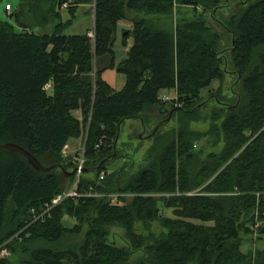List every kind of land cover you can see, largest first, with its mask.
<instances>
[{
  "label": "trees",
  "instance_id": "trees-1",
  "mask_svg": "<svg viewBox=\"0 0 264 264\" xmlns=\"http://www.w3.org/2000/svg\"><path fill=\"white\" fill-rule=\"evenodd\" d=\"M21 1L11 21L0 18V147L18 146L44 168L55 169L39 172L23 154L0 151V247L20 234L8 246L13 256H28L20 264H129L141 250L146 255L142 264H264V251L258 250L255 258L241 251L242 234L253 236L248 225L257 218L264 236V0H250L245 11L224 20L233 48L222 61L217 53L221 36L204 17L177 28L172 18L175 6L202 8L207 14L223 0ZM89 5L95 10L94 38L66 36L79 9ZM64 7L72 19L67 23ZM130 15L134 29L124 32L123 44L131 38L135 44L117 66L118 24ZM31 20L41 27L56 21L54 34L30 32ZM227 60L242 74L243 94L247 87L250 96H242L235 109L220 116L228 142L222 154L211 155L209 163L190 173L196 138L182 128L151 168L126 185L81 180L80 192L97 197L68 200L44 215L45 206L74 182L65 171H74L75 165L62 153L70 140L84 135L88 124L86 159L96 166L85 170L91 173L110 157L127 121H145L146 111L168 104L160 102L163 91L176 89L179 102L189 109L203 90L223 80ZM110 70L126 77L122 91L103 80ZM76 111L82 112V122L73 117ZM103 170L97 172L99 179ZM112 195L134 197L129 202ZM162 209L173 210L174 218L164 217ZM66 216L77 221L74 228L64 225ZM155 222L166 233L137 234V223L149 229ZM115 225L126 231L132 249L110 242L108 228ZM85 227L80 247L49 248L67 236L81 235ZM0 264L8 263L0 259Z\"/></svg>",
  "mask_w": 264,
  "mask_h": 264
},
{
  "label": "rangeland",
  "instance_id": "rangeland-1",
  "mask_svg": "<svg viewBox=\"0 0 264 264\" xmlns=\"http://www.w3.org/2000/svg\"><path fill=\"white\" fill-rule=\"evenodd\" d=\"M250 0H223L218 8L212 10L213 13L205 14L202 8L195 11L193 8L175 6L174 16L172 18L173 28L181 26L187 22H194L204 20L207 22L208 27L212 28L219 36H221L220 41L218 42L217 53L219 60H223L229 50L232 47V35L222 26L226 18L231 17L237 11L243 12L246 10L247 3L250 4ZM21 0H0V18L2 21L9 22L11 21L10 16L19 9ZM25 4L31 3L30 1L25 0ZM245 4V5H244ZM11 5L12 10L7 11L6 6ZM91 6V5H89ZM86 6L82 7L77 13V19L72 27L66 31V36H85L88 31L94 30V16L91 7ZM28 11V9H27ZM210 11V12H212ZM67 8L64 7L62 14L64 16V23L71 21V17L66 14ZM29 24L32 29L30 30L38 35H48L52 36L55 31V26L57 22L50 21L45 27L38 25L37 21H29ZM19 33L22 32L20 27H17ZM91 38H94V34H91ZM264 53V49L261 51ZM262 56V54H258ZM122 54H119L121 59ZM257 57V56H256ZM230 61L227 60L225 67V74L223 75V80L215 81L212 85L203 90L196 102L189 107L188 105L180 103L178 99V92L175 91V94L172 96V100L168 104L161 108L160 106H155L144 113L143 120H130L125 123L122 128L120 138L116 143L114 150L111 152L109 161L103 165V161L98 168H104L106 171V181L100 179L95 170L84 174L81 180H86L91 183H97L102 186H109L114 182H119L122 185H126L131 181L132 178L137 177L140 172L150 169L154 160L160 155L162 147L167 145L170 142L175 141L179 132L182 128L187 129L190 133L195 135L194 144V154L195 160L190 166V173L195 174L199 165L202 163H209V157L213 154L220 155L227 147L226 133L223 126L224 119H220L221 115L227 114V112L232 111L240 104V101L243 97L250 96L248 94V88L245 87V95L243 94L244 79L242 74L235 72V70L229 64ZM104 79L108 81L118 92L122 91L126 85V77L119 74L117 71H107L105 72ZM48 92L51 95L52 90L48 86ZM170 92H163L160 95V102L163 97H169ZM188 111V113H187ZM76 117H80L79 114H74ZM170 115L171 118H170ZM170 119L169 123L163 126L160 133L157 135L154 134L155 129L163 122ZM87 129L84 131V143L83 139L78 141H73L74 144L82 151L87 140ZM264 128L260 132L263 133ZM246 136L251 138V132H247ZM254 140V139H253ZM250 142L240 151L243 152L252 142ZM66 148V147H65ZM64 148V150H65ZM63 150V152H64ZM63 157H64V153ZM81 154V152H80ZM79 154V155H80ZM78 155V156H79ZM239 155V154H238ZM75 159V158H74ZM75 167L76 163L72 160ZM87 163V159H86ZM95 163L89 161L86 166L94 167ZM97 169V168H96ZM212 181V180H211ZM210 182L206 184L208 186ZM205 188V187H203ZM90 190H93L91 187ZM203 189L197 191L200 192ZM87 195V194H86ZM115 198L114 195L110 196ZM152 198H161L160 195H151ZM133 198H129V202ZM163 208V206H162ZM161 213L164 217L174 218L173 210L162 209ZM196 224H201L199 222H194ZM64 225L67 228H74L77 225V221L70 217H67L64 221ZM212 227L213 224H208ZM249 228L252 227V224L248 225ZM136 232L138 235H143L149 237H160L162 234L166 233V230L163 228L161 223L155 222L152 223L149 229L143 223H137L135 226ZM88 228L85 227L81 235L77 236H67L63 239L62 242L49 245L51 249L55 251L67 250L73 247H80L85 240V236ZM109 240L114 243L116 247L120 249L131 248L130 239L127 237L126 231L118 225L108 228ZM243 245L241 251L247 256H253L255 258L258 250L264 251V238L259 240L257 236H251L250 238L242 234ZM42 247V245H36L34 248ZM132 249V248H131ZM132 251V250H131ZM28 256L24 253H18L16 256H11L7 260L8 264H20L24 260H27ZM146 259V255L143 250L135 251L131 256L129 264H142ZM146 262V261H145Z\"/></svg>",
  "mask_w": 264,
  "mask_h": 264
},
{
  "label": "built area",
  "instance_id": "built-area-1",
  "mask_svg": "<svg viewBox=\"0 0 264 264\" xmlns=\"http://www.w3.org/2000/svg\"><path fill=\"white\" fill-rule=\"evenodd\" d=\"M6 10L8 12L11 11L12 6L7 5ZM171 100H172V98L170 96L169 97L165 96L161 99V101L163 103L170 102ZM88 130H89V124H88ZM87 134H88V131H87ZM98 148H99V146H98ZM74 162L76 163L75 170L77 172H76V175L74 177V182H73L72 186L70 187V189L68 191H66L62 195L56 197L52 201L51 204H48L45 206V208L43 209V210H45L44 215L50 214L55 208L62 205L64 202H66L68 200H79L82 198L94 197V196L97 197V195H93V194H87V195L82 194L79 190L80 179L85 174L84 172H85V168H86V142H85V145L81 151V154L79 156L75 157ZM106 175H107L106 172L102 173V175H101L102 181L106 178ZM115 197H117V198L118 197L133 198L134 196H132V195H118ZM262 226H263L262 221L259 218H257L255 224L251 227V230L254 233V236H257L259 239L264 238V236H261L259 233V230L261 229ZM19 237H20V234H17L13 238H11L7 243H5L3 246L0 247V259L1 260H6L12 256V252L8 248V246L12 241L19 239Z\"/></svg>",
  "mask_w": 264,
  "mask_h": 264
},
{
  "label": "crops",
  "instance_id": "crops-1",
  "mask_svg": "<svg viewBox=\"0 0 264 264\" xmlns=\"http://www.w3.org/2000/svg\"><path fill=\"white\" fill-rule=\"evenodd\" d=\"M82 7H86V6H82ZM89 7H91V9L93 11L94 22H95L94 6L92 5V6H89ZM133 18H134V16L130 15L127 19L122 20L118 24L117 40H116V44H115V48H114V51L116 53V65L117 66H119L122 62H124L128 58V54H129L130 50L133 48V46L135 44L133 38L128 40L127 46H124V44H123V34H124V32H131L134 29ZM93 29H95V23H94V28ZM93 32H94V30L88 31L87 35H89L91 37V34ZM120 53L122 54L121 59L119 58V54ZM111 71H117V70H111ZM104 75H105V73H104ZM104 75H103V80L105 82H107L114 90H116L108 81H106L104 79ZM49 87H51V86H49ZM116 91L118 92V90H116ZM175 91H176V89H174L172 91H163V92H170V94H171L170 97L172 98V96L175 94ZM74 114H79L80 117H76ZM72 115H73V117L75 119H77V120H79L81 122L83 121V117H82V112L81 111L73 112ZM79 139H83V143H84L85 140H84L83 136L81 138H79ZM79 139H72V140L69 141L68 145L66 146V148H65V150L63 152L65 159L74 160V158L77 157L80 154L81 150L79 148H77V146L73 142V141H78ZM83 147H82V149H83ZM66 218H67V216L64 218V221L66 220Z\"/></svg>",
  "mask_w": 264,
  "mask_h": 264
},
{
  "label": "water",
  "instance_id": "water-1",
  "mask_svg": "<svg viewBox=\"0 0 264 264\" xmlns=\"http://www.w3.org/2000/svg\"><path fill=\"white\" fill-rule=\"evenodd\" d=\"M172 115H170V118H171ZM170 119H168L167 121L161 123L154 131V134H156V132H158V130L163 127L164 125H166L167 123H169ZM3 150H11V151H15V152H19L21 154H23L24 156L27 157L30 165L37 171L39 172H43V173H47L53 169H55V167H51L49 169L47 168H44L38 161L36 158H34L32 155H30L27 151H25L24 149L18 147V146H15V145H4V146H1L0 147V151H3ZM109 161V159L105 160L103 162V165L106 164L107 162ZM100 170V168L97 169V172ZM76 170L72 171V172H66L65 171V174L66 176L70 179V178H74L75 175H76ZM85 174L89 173L88 170H85L84 172Z\"/></svg>",
  "mask_w": 264,
  "mask_h": 264
},
{
  "label": "bare ground",
  "instance_id": "bare-ground-1",
  "mask_svg": "<svg viewBox=\"0 0 264 264\" xmlns=\"http://www.w3.org/2000/svg\"><path fill=\"white\" fill-rule=\"evenodd\" d=\"M204 8V7H203ZM209 8V7H208ZM160 103V102H159ZM188 112V111H187Z\"/></svg>",
  "mask_w": 264,
  "mask_h": 264
}]
</instances>
